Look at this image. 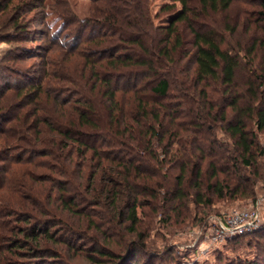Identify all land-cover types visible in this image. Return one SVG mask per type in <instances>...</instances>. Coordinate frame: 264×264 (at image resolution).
I'll return each mask as SVG.
<instances>
[{
	"label": "trees",
	"instance_id": "obj_1",
	"mask_svg": "<svg viewBox=\"0 0 264 264\" xmlns=\"http://www.w3.org/2000/svg\"><path fill=\"white\" fill-rule=\"evenodd\" d=\"M48 1L0 0V19L4 18L0 25L7 28L5 33H27L20 12L44 7ZM92 1L81 36L85 34L84 44L94 45L96 53L77 51L81 39H74L65 50L66 58L82 59L79 71L90 74L88 95L80 90L83 100L72 105L69 118L56 115V126L49 119L35 118L26 127L29 116L24 113L22 124L15 126L33 132L34 142L42 123L43 137L37 146L46 141L48 131L54 133L51 146L38 154L51 157L56 164L51 170L66 181L57 179L53 192L49 186L33 192L36 205L32 194L26 196L27 203L20 206H31L47 217L27 213L17 233L21 236L13 235L8 246L28 245L34 256L55 254L50 243L61 239L54 228L63 226L68 213L79 212L74 202L81 199L78 189L84 184L80 182L87 179L92 187L84 186L86 192L96 196V203L110 199L119 207L117 219L136 233L137 239L129 240L126 252L117 257L121 264H137L136 255L148 252L145 235L137 231L140 199H161L166 201L160 205L164 208L178 199L168 205L176 215L181 199H196L203 205L211 204V199H256L254 185L260 177L256 164L259 153L264 154V144L259 146L254 133V129L264 133V0H257L259 38L244 54L252 67L250 55L259 50L258 61L249 68L251 75L242 87L236 81L240 52L223 46L213 31L191 24L188 0H178L179 8L163 4L158 11L163 16L152 13V0ZM199 2L207 11L227 9L233 0ZM51 12L64 19L63 12ZM181 22L187 24L190 39L181 31ZM35 91H41L40 85ZM249 122L254 129L248 128ZM217 131L228 140L218 138ZM148 259L142 264H154Z\"/></svg>",
	"mask_w": 264,
	"mask_h": 264
},
{
	"label": "rangeland",
	"instance_id": "obj_2",
	"mask_svg": "<svg viewBox=\"0 0 264 264\" xmlns=\"http://www.w3.org/2000/svg\"><path fill=\"white\" fill-rule=\"evenodd\" d=\"M165 3L180 7L178 0H152V13L165 15L158 12ZM93 4L92 0H49L44 7L20 12L19 20L27 33L19 34L12 30L5 33L7 28L0 25V35H6L0 41V91L3 95L0 100V131L6 129L5 135L0 133V264H121L118 254L126 252L129 240L137 239L136 233L127 228L128 223L115 216L119 207L112 205L110 199H101V203H96L99 201L96 196L86 192L84 186L92 187L86 179L80 182L84 186L78 189L81 199L74 202L75 210L79 212L68 213L63 226L54 228L58 239H61L56 244L50 243L55 254L48 252V255L34 256L32 252L28 253L31 250L28 245L16 249L8 246L13 235L21 236L17 233L24 226L23 219L27 213H38L31 206H20L22 201L28 200L26 196L32 194L34 202L29 203L36 205L34 193H38V189L49 186L48 190L53 192L57 179L66 181L51 170L56 165L51 157L38 154L51 146L54 133L48 131L44 136L46 141L37 146L40 137H43L42 123H39V134L33 136L34 142H31L33 132L16 129L15 126L22 124L23 113L29 116L25 121L26 127L35 118L49 119L56 126V115L69 118L72 105L78 99L83 100V96L78 94L80 90L88 95L86 91L92 84L90 74L87 70L83 73L79 71L82 59L77 55L66 58L65 50L69 44L73 46L74 39H81L83 42L78 45L77 51L82 48L88 55L96 53L94 45L84 44L85 34L81 36L84 19L90 16ZM188 5L193 10L191 24L201 31H213L223 46L240 52L242 62L236 81L240 87L245 85L251 75L249 68H255L259 57V50L252 52V67L246 64L248 57L245 55L249 54V47L259 38L258 1L233 0L227 9L207 11L201 9L199 0H188ZM50 7L52 10H49ZM51 11L63 12L64 19ZM2 21L4 18L0 19V23ZM179 26L185 38L190 39L187 24L181 22ZM38 85L41 89L39 93L35 91ZM7 86L11 87L10 90H6ZM21 91H26V95H21ZM62 102H65L63 106ZM248 128L254 129L252 122H249ZM254 133L261 147L264 133L255 129ZM217 137L228 140L220 131H217ZM259 155L256 166L260 177L254 185V200L211 199V204L203 205L196 199H181L182 206L176 215L169 211L168 205L177 203L178 199L171 200L165 208L160 206L166 203L161 199H140L137 231L145 235L148 252L138 253L135 262L142 264L150 257L148 261H154V264H264V154ZM75 160L82 162L81 157ZM78 182L74 179V183ZM251 203L258 207L261 216V222L255 229H247L216 243L206 241L216 214ZM47 208L48 213L51 206L47 205ZM9 211L15 213L7 214ZM44 215L47 214L39 213L37 217H47Z\"/></svg>",
	"mask_w": 264,
	"mask_h": 264
},
{
	"label": "built area",
	"instance_id": "obj_3",
	"mask_svg": "<svg viewBox=\"0 0 264 264\" xmlns=\"http://www.w3.org/2000/svg\"><path fill=\"white\" fill-rule=\"evenodd\" d=\"M261 222L258 207L253 203L247 206L232 208L214 218V224L206 241L216 243L242 233L247 229H255Z\"/></svg>",
	"mask_w": 264,
	"mask_h": 264
}]
</instances>
